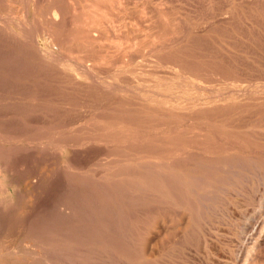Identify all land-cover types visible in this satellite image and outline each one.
Wrapping results in <instances>:
<instances>
[{
    "label": "rangeland",
    "instance_id": "374dc122",
    "mask_svg": "<svg viewBox=\"0 0 264 264\" xmlns=\"http://www.w3.org/2000/svg\"><path fill=\"white\" fill-rule=\"evenodd\" d=\"M150 25L153 26L150 28ZM149 43L155 47H148ZM151 49L155 50L152 52ZM122 117L124 120H121ZM102 128L107 129L104 131ZM179 131L182 133L179 134ZM104 132L106 135L102 136ZM110 133L115 136L109 138ZM137 139L138 143L141 139L140 145ZM165 152L177 154L169 159L173 172L170 179L174 180H171V186L175 187V191L171 190L168 205L159 202L157 197L160 196L159 162H165L158 158ZM218 158L225 161L222 163L223 160L219 161ZM225 162L228 165L224 166ZM263 166L264 0H0V199L11 203L7 209V222L0 230V264H54L56 257L60 256L58 252L63 256L65 250V257L60 256L57 263L82 264L87 259L90 264V257L94 258L91 252L96 248L98 250L93 253L98 254V258L103 257L98 259L95 256L94 259L100 261L108 257L109 261L106 260L111 264H264V243L252 246V240L257 238L264 224ZM201 168L206 169L209 175L199 170ZM116 171L118 178L113 174ZM196 177L200 178L198 181L203 177L205 180L192 183L196 182ZM212 179L217 181L211 182ZM144 181L154 191L148 185H143ZM188 181L192 183L189 182L190 189H187ZM204 181L210 186H205ZM91 182H95L96 187ZM141 182L142 185L139 184ZM115 183L117 187L122 185L120 189L124 188L122 192L126 194H117L120 189L113 186ZM200 183L203 185L199 186ZM110 184L114 188H110ZM195 185L199 188L196 189ZM141 186H145L144 190H140ZM145 189L155 195L152 196ZM193 189L196 195L191 194L194 193ZM142 191L144 195L140 194L139 197L138 192ZM145 192L150 200L143 198L147 195ZM174 197L182 201L176 202ZM120 200L122 203H117ZM99 202L103 205H99ZM143 202L153 211L146 208ZM170 202L174 205L172 209ZM143 206L145 212L142 211ZM117 208H120L119 211ZM98 210L104 216L96 213ZM93 213L101 216V220H106L110 213H114L115 218L110 215L112 218H108L109 222L103 220L100 223L99 217ZM163 214L167 217L160 221ZM89 216H94L93 220ZM111 221H116V225ZM160 223L166 229V233L162 232L161 235L158 229ZM110 224L114 225V231ZM72 227L75 231L79 228V233L73 231ZM94 227H98V232ZM27 228L42 232L46 230L47 238L53 240L55 237L54 245L46 238L43 245L40 241L38 244V239H29L26 237L29 232ZM87 231H90L89 235ZM60 232L66 238L60 237ZM49 233L54 235L53 238ZM97 233H105L108 238L102 236L110 245ZM93 234L99 240L93 239ZM155 235H159L158 239L154 238ZM76 236L82 239L80 242L84 247ZM91 236L99 246L91 244ZM84 237L86 241H83ZM147 238L153 241V244L149 242V247ZM102 240L106 247L101 246ZM114 241L117 243L112 247ZM47 244H50L49 247ZM56 244L63 245V250L61 247L58 249ZM51 245L55 246L54 249L50 248ZM73 248H80L76 250L78 254L75 250L73 252ZM106 248L112 253L107 252ZM83 249L92 251L89 254V250L86 252ZM27 250L30 256L34 255L29 262L23 257ZM96 251L102 252V255L99 252L96 254ZM104 251L110 257L104 256ZM86 253L89 258L83 255ZM45 256L49 262L44 259ZM49 258L55 260L50 263ZM97 260L90 262L96 264ZM86 261L83 264H87Z\"/></svg>",
    "mask_w": 264,
    "mask_h": 264
},
{
    "label": "bare ground",
    "instance_id": "6f19581e",
    "mask_svg": "<svg viewBox=\"0 0 264 264\" xmlns=\"http://www.w3.org/2000/svg\"><path fill=\"white\" fill-rule=\"evenodd\" d=\"M123 2H124V1H123ZM93 4H94V3H93ZM67 5H68V4H67ZM27 6H28V5H27ZM84 6H85V5H84ZM84 6H83V7H84ZM56 7H57V6H56ZM61 7H62V6H61ZM108 7H109V6H108ZM113 7H114V6H113ZM47 8H48V7H47ZM80 10H81V9H80ZM103 10H104V9H103ZM154 10H155V9H154ZM53 11H54V10H53ZM76 11H77V10H76ZM101 11H102V10H101ZM145 11H146V10H145ZM56 12H57V11H56ZM80 12H81V11H80ZM139 12H140V11H139ZM147 12H148V14H149V11H147ZM152 12H153V11H152ZM159 12H160V11H159ZM163 12H164V11H163ZM53 14H54V13H53ZM165 14H166V13H165ZM165 14H164V15H165ZM140 15H141V14H140ZM150 15H151V14H150ZM152 15H153V14H152ZM160 15H161V14H160ZM162 15H163V13H162ZM51 16H52V15H51ZM76 16H77V15H76ZM146 16H147V15H146ZM154 16H156V15H154ZM154 16H153V17H154ZM52 17H53V16H52ZM52 17H51V19L53 20ZM54 17H55V18H54V20H55V19H56V15H55ZM74 17H75V16H74ZM78 17H79V16H78ZM142 17H143V16H142ZM150 17H151V16H150ZM96 18H97V15H96ZM102 18H103V17H102ZM141 19H142V18H141ZM155 19H156V17H155ZM118 20H119V19H118ZM144 20H145V19H144ZM114 21H115V20H114ZM152 21H153V20H152ZM157 21H158V20H157ZM223 21H224V19H223ZM54 22H55V21H54ZM56 22H57V21H56ZM101 22H102V21H101ZM148 22H149V21H148ZM224 22H225V21H224ZM105 23H106V22H105ZM121 23H122V22H121ZM121 23H120V24H121ZM252 23H253V22H252ZM107 24H108V23H107ZM128 24H129V23H128ZM145 24H146V22H145ZM160 24H161V23H160ZM245 24H246V22H245ZM51 25H52V24H51ZM102 25H103V24H102ZM110 25H111V24H110ZM148 25H149V24H148ZM246 25H247V24H246ZM248 25H249V24H248ZM24 26H25V25H24ZM62 26H63V25H62ZM68 26H69V25H68ZM71 26H72V25H71ZM142 26H143V25H142ZM152 26H153V25H152ZM152 26L150 25V28H151ZM100 27H101V26H100ZM118 27H119V26H118ZM147 27H148V26H147ZM27 28H28V27H27ZM143 28H144V27H143ZM148 28H149V27H148ZM36 30H37V29H36ZM109 30H110V29H109ZM147 30H149V29H147ZM78 31H79V30H78ZM112 32H113V31H112ZM133 32H134V31H133ZM31 33H32V32H31ZM72 33H73V32H72ZM92 33H93V32H92ZM109 34H110V33H109ZM91 35H92V34H91ZM120 35H121V34H120ZM97 36H98V35H97ZM108 36H109V35H108ZM99 37H100V36H99ZM113 37H114V36H113ZM133 37H134V36H133ZM143 37H144V36H143ZM102 38H103V37H102ZM109 38H110V37H109ZM179 40H180V39H179ZM181 40H182V39H181ZM184 40H185V39H184ZM129 41H130V40H129ZM129 41H128V42H129ZM123 42H124V41H123ZM125 42H126V41H125ZM153 42H154V41H153ZM177 42H178V41H177ZM190 43H192V42H190ZM152 44H153V43H152ZM152 44H151V45H152ZM21 45H22V44H21ZM24 45H25V44H24ZM151 45H150V43H149V46H148V47H150ZM154 45H155V44H154ZM157 45H158V44H157ZM158 46H159V45H158ZM160 46H161V45H160ZM169 46H171V45H169ZM174 46H176V45H174ZM192 46H193V45H192ZM131 47H132V46H131ZM151 47L154 48L155 46H151ZM151 47H150V48H151ZM167 47H168V46H167ZM181 47H182V46H181ZM103 48H104V47H103ZM119 48H120V47H119ZM119 48H118V50H119ZM129 48H130V47H129ZM158 48H159V47H158ZM158 48L156 47V49H158ZM183 48H184V46H183ZM120 49H121V48H120ZM122 49H123V48H122ZM178 49H179V48H178ZM191 49H193V47H192ZM127 50H128V49H127ZM131 50H132V49H131ZM147 50H148V49H147ZM151 50H152V49H151ZM154 50H155V49H154ZM154 50H152V52H153ZM159 50H160V49H159ZM187 50H188V49H187ZM187 50H186V51H187ZM29 51H30V50H29ZM79 51H80V50H79ZM119 51H120V50H119ZM132 51H133V50H132ZM169 51H170V50H169ZM169 51H168V52H169ZM190 51H191V50H190ZM190 51H188V52H190ZM96 52H97V51H96ZM148 52H149V51H148ZM168 52H167V54H168ZM126 53H127V52H126ZM131 53H132V52H131ZM145 53H147V52H145ZM162 53H164V52H162ZM182 53H184V52H182ZM190 53H191V52H190ZM190 53H189V54H190ZM114 54H115V53H114ZM114 54H113V55H114ZM160 54H161V53H160ZM170 54H171V53H170ZM175 54H176V53H175ZM191 54H192V53H191ZM121 55H122V54H121ZM133 55H134V54H133ZM141 55H142V54H141ZM141 55H140V56H141ZM146 55H147V54H146ZM148 55H149V54H148ZM164 55H165V54H164ZM176 55H177V54H176ZM178 55H179V54H178ZM184 55H186V54H184ZM144 56H145V55H144ZM92 57H93V56H92ZM142 57H143V56H142ZM146 57H147V56H146ZM154 57H155V56H154ZM154 57H153V58H154ZM158 57H159V56H158ZM173 57H174V56H173ZM176 57H177V56H176ZM139 58H140V57H139ZM163 58H164V56H163ZM168 58H169V55H168ZM24 59H25V58H24ZM42 59H43V58H42ZM170 59H171V58H170ZM174 59H175V58H174ZM179 59H180V58H179ZM181 59H182V58H181ZM99 60H100V59H99ZM123 60H124V59H123ZM125 60H126V59H125ZM156 60L158 61V58H156ZM159 60H161V59H159ZM164 60H165V58H164ZM184 60H185V59H184ZM31 61H32V60H31ZM131 61H133V60H131ZM142 61H143V60H142ZM144 61H145V60H144ZM144 61H143V62H144ZM147 61H148V59H147ZM154 61H155V60H154ZM154 61H153V63H154ZM162 61H163V60H162ZM168 61H171V60L168 59ZM168 61H167V62H168ZM173 61H174V60H173ZM176 61H177V60H176ZM176 61H175V62H176ZM86 62H87V61H86ZM140 62H141V61H140ZM167 62H166V63H167ZM171 62H172V61H171ZM181 62H182V61H181ZM73 63H74V62H73ZM134 63H135V62H134ZM158 63H159V62H158ZM162 63H163V62H162ZM169 63H170V62H169ZM176 63H177V62H176ZM176 63H175V64H176ZM179 63H180V62H179ZM131 64H132V63H131ZM136 64H137V63H136ZM141 64H142V62H141ZM148 64H149V63H148ZM151 64H152V63H151ZM156 64H157V62H156ZM185 64H186V63H185ZM145 65H146V64H145ZM160 65H161V64H160ZM163 65H164V63H163ZM173 65H174V63H173ZM181 65H182V64H181ZM166 66H167V64H166ZM170 66H171V65H170ZM186 66L188 67V65H186ZM189 66H191V65H189ZM128 67H129V66H128ZM142 67H143V66H142ZM177 67H178V65H177ZM180 67H181V66H180ZM19 68H20V67H19ZM117 68H118V67H117ZM135 68H136V67H135ZM174 68H176V67H174ZM182 68L184 69V67H182ZM191 68H192V67H189L188 69H191ZM155 69H156V68H155ZM158 69H159V68H158ZM170 69H171V68H170ZM177 69H178V68H177ZM186 69H187V68H186ZM188 69H187V70H188ZM123 70H124V69H123ZM134 70H135V69H134ZM160 70H161V69H160ZM168 70H169V69H168ZM178 70H179V69H178ZM205 70H206V69H204V71H205ZM4 71H5V70H4ZM49 71H50V70H49ZM139 71H140V70H139ZM146 71H147V66H146ZM153 71H154V70H153ZM157 71H158V70H157ZM184 71H185V70H184ZM184 71H183V72H184ZM188 71H189V70H188ZM141 72H142V71H141ZM151 72H152V71H151ZM166 72H167V71H166ZM190 72H191V71H190ZM212 72L214 73V69H213ZM216 72H217V71H216ZM123 73H124V72H123ZM168 73H172V72L169 71ZM179 73H180V72H179ZM194 73H195V72H194ZM194 73H193V74H194ZM142 74H143V73H142ZM151 74H152V73H151ZM155 74H156V73H155ZM185 74H186V72H185ZM195 74H196V73H195ZM222 74H223V73H222ZM224 74H225V73H224ZM137 75H138V74H137ZM140 75H141V74H140ZM188 75L190 76V74H188ZM214 75H216V74H214ZM185 76L187 77V75H185ZM185 76H184V78H185ZM196 76H197V75H196ZM223 76H224V75H223ZM190 77L192 78L193 75L190 76ZM93 78H95V77H93ZM124 78H125V77H124ZM126 78H127V76H126ZM147 78H148V77H147ZM179 78H180V77H179ZM181 78H183V77H181ZM98 79H99V78H98ZM132 79H133V78H132ZM144 79L146 80V78H144ZM215 79H216V78H215ZM215 79H214V80H215ZM173 80H174V78H173ZM177 80H178V79H177ZM207 80H208V79H207ZM238 80H239V79H238ZM119 81H120V79H119ZM119 81H118V82H119ZM128 81H129V80H128ZM169 81H170V80H169ZM210 81H211V80H210ZM241 81H242V80H241ZM134 82H135V81H134ZM164 82H165V81H164ZM205 82H206V81H205ZM239 82H240V80H239ZM242 82H243V81H242ZM123 83H124V82H123ZM130 83H131V82H130ZM132 83H133V82H132ZM136 83H139V82L137 81ZM154 83H155V82H154ZM121 84H122V83H121ZM180 84H181V82H180ZM241 84H242V83H241ZM134 85H135V84H134ZM184 85H185V84H184ZM194 85H195V84H194ZM196 85H197V84H196ZM205 85H206V84H205ZM129 86H131V85H129ZM181 86H182V85H181ZM210 86H211V85H210ZM219 86H220V84H219ZM230 87H231V86H230ZM107 89H108V88H107ZM156 90H157V89H155V91H156ZM151 91H152V90H151ZM173 91H174V90H173ZM227 91H228V90H227ZM152 92H153V91H152ZM152 92H151V93H152ZM216 92H217V90H216ZM247 92L249 93V91H247ZM247 92H246V93H247ZM4 93H5V92H4ZM210 93H211V92H210ZM217 93H219V92H217ZM153 94H154V93H153ZM4 95H5V94H4ZM213 95H215V94H213ZM247 95H248V94H247ZM216 96H218V95H216ZM248 98H249V97H248ZM250 98H251V97H250ZM120 99H121V98H120ZM145 100H146V99H145ZM117 101H118V100H117ZM225 101H226V100H225ZM251 101H252V98H251ZM1 102H2V101H1ZM121 102H122V101H121ZM121 102H118V104H119V103L121 104ZM122 103H123V102H122ZM222 103H223V102H222ZM115 104H116V102H115ZM116 105H117V104H116ZM122 105H123V104H122ZM127 105H128V104H127ZM141 105H142V104H141ZM143 105H144V104H143ZM118 106H119V105H118ZM221 106H222V105H221ZM123 107H125V106H123ZM128 107H129V106H128ZM133 107H134V106H133ZM226 107H227V104H226ZM121 108H122V107H121ZM129 108H130V107H129ZM131 108H132V107H131ZM155 108H156V107H155ZM117 109H118V108H117ZM134 109H135V108H134ZM137 109H138V108H137ZM121 110H122V109H121ZM124 110H126V108H125ZM131 110H132V109H131ZM164 110H165V109H164ZM122 111H123V110H122ZM126 111H127V110H126ZM139 111H140V109H139ZM169 111H170V110H169ZM116 112H118V111H116ZM127 112H128V111H127ZM129 112H131V111H129ZM133 112H134V111H133ZM140 112H141V111H140ZM144 112H145V111H144ZM120 113H122V112H120ZM125 113H126V112H125ZM135 113H136V112H135ZM141 113H142V112H141ZM148 113H149V112H148ZM159 113H160V112H159ZM122 114H123V113H122ZM169 114H170V113H169ZM133 115H134V114H133ZM137 115H138V114H137ZM140 115H141V114H140ZM140 115H139V116H140ZM161 115H162V114H161ZM163 115H164V112H163ZM114 116H115V115H114ZM120 116H121V115H120ZM120 116H119V117H120ZM135 116H136V114H135ZM141 116H142V115H141ZM143 116H144V115H143ZM145 116H146V115H145ZM150 116H151V115H150ZM126 117H127V116H126ZM127 118H128V117H127ZM127 118H126V120H127ZM132 118H133V117H132ZM137 118H139V117H137ZM137 118H136V119H137ZM142 118H143V117H142ZM142 118H141V119H142ZM136 119H135V120H136ZM32 120H33V119H32ZM121 120H124L123 117H122ZM133 120H134V119H132V121H133ZM137 120H138V119H137ZM111 122H112V121H111ZM115 122H116V120H115ZM127 122H130V120L127 121ZM33 123H34V122H33ZM112 124H113V123H112ZM116 124H117V123H116ZM120 124H121V123H120ZM113 125H114V124H113ZM113 125H112V126H113ZM105 126H106V125H105ZM112 126H110V127H112ZM118 126H119V124H118ZM39 127H40V126H39ZM114 127H115V126H114ZM107 128H108V127H107ZM107 128H106V129H107ZM102 129H104V128H102ZM102 129H101V130H102ZM106 129H104V131H105ZM102 131H103V130H102ZM108 131H109V130H108ZM172 131H174V130H172ZM192 131H193V130H192ZM98 132H99V131H98ZM179 132H180V133H179ZM179 132H177V134H178V133H179V134L182 133L181 131H179ZM94 133L96 134V132H94ZM102 133H103V132H102ZM104 133H105V132H104ZM170 133H171V132H170ZM183 133H184V132H183ZM4 134H5V133H4ZM108 134H109V132H108ZM110 134H111V135H108L109 138H110V136H112V133H110ZM179 134H178V135H179ZM5 135H6V134H5ZM9 135H10V134H9ZM44 135H46V134H44ZM103 135H106V133H105V134H102V136H103ZM174 135H175V134H174ZM187 135H188V133H187ZM100 136H101V134H100ZM102 136H101V137H102ZM113 136H115V135H113ZM113 136H112V137H113ZM184 136H185V135H184ZM203 136H204V135H203ZM2 137H3V136H2ZM10 137H11V136H10ZM39 137H40V136H39ZM174 137H175V136H174ZM185 137H186V136H185ZM11 138H12V137H11ZM104 138H105V136H104ZM109 138H108V139H109ZM169 138H170V137H169ZM176 138H179V136H178V137L176 136ZM189 138H190V137H189ZM192 138H193V136H192ZM62 139H63V138H62ZM98 139H99V138H98ZM157 139H158V138H157ZM157 139H156V140H157ZM161 139H162V137H161ZM161 139H160V140H161ZM170 139H172V138H170ZM173 139H174V138H173ZM181 139H182V138H181ZM257 139H258V138H257ZM63 140H64V139H63ZM89 140H90V139H89ZM92 140H93V138H92ZM100 140H101V139H100ZM140 140H141V139H140ZM140 140H139V143H142ZM186 140H187V139H186ZM203 140H204V139H203ZM203 140H202V141H203ZM94 141H96V140L94 139ZM136 141H137V143H138V139H137ZM136 141H135V142H136ZM166 141H167V139L165 140V142H166ZM183 141H184V140H183ZM187 141H188V140H187ZM100 142H101V141H100ZM105 142H106V141H105ZM152 142H153V141H152ZM152 142H151V143H152ZM160 142H162V141H160ZM139 143H138V144H139ZM143 143H144V142H143ZM154 143H155V140H154ZM162 143H163V142H162ZM191 143H192V141H191ZM158 144H159V143H158ZM158 144H157V145H158ZM165 144H166V143H165ZM203 144H204V143H203ZM139 145H140V144H139ZM139 145H138V146H139ZM145 145H146V144H145ZM151 145H152V144H151ZM154 145H156V144H154ZM208 145H209V144H208ZM136 146H137V145H136ZM148 146H149V144H148ZM148 146H146V147H148ZM149 147H151V146H149ZM149 147H148V148H149ZM152 147H153V146H152ZM152 147H151V148H152ZM156 147H157V146H156ZM164 147H165V146H164ZM195 147H196V146H195ZM204 147H205V145H204ZM204 147L201 146V148H204ZM144 148H145V147H144ZM148 148H147V149H148ZM158 148H159V147H158ZM197 148H198V151H199V147H197ZM206 148H207V147H206ZM75 149H76V148H75ZM75 149H74V150H75ZM140 149H141V148H140ZM145 149H146V148H145ZM161 149H162V147H161ZM163 149H164V151H165V148H163ZM207 149H208V148H207ZM142 150H143V149H142ZM153 150H155L154 147H153ZM260 150H261V149H260ZM5 151H6V150H5ZM147 151H148V150H147ZM150 151H151V149H150ZM167 151H168V150H167ZM181 151H182V150H181ZM200 151H201V150H200ZM203 151H204V150H202V152H203ZM205 151H208V150H205ZM13 152H14V151H13ZM77 152H78V151H76V153H77ZM144 152H146V150H145ZM153 152H154V151H153ZM205 153H206V152H205ZM200 154H201V152L199 153V155H200ZM207 154H208V152H207ZM107 155H108V154H107ZM203 155H204V157H205V154H203ZM108 156H110V155H108ZM171 156L175 157V156H177V154H173V153H171V152H169V153L165 152L163 156H161V157L158 158V160H160V159H164L165 162H162V163L159 162L160 171H158V172H159V175H160V178H159V192H160V196H157V195H156V196L159 197V202L166 203V205H168L167 203H168V201H169V198L171 197V193H172L171 190L173 191V190H174L173 188H175V187L172 188V186H171V180H173V179H170V176H171V178H173V177H172V176H173V172H172V170H171V165H172V164L170 163V160H169V159L171 158ZM197 156H198V154H197ZM200 156H202V155H200ZM200 156H199V158H200ZM213 156H214V155H212L210 159H212ZM262 156H263V155H262ZM204 157H203V159H204ZM206 157H208V156H206ZM209 157H210V156H209ZM209 157H208V158H209ZM137 158H139V157H137ZM201 158H202V157H201ZM215 158H217V157H215ZM228 158H229V157H228ZM261 158H262V157H261ZM220 159H221V158H220ZM220 159L218 158L219 161H220ZM258 159H260V158H258ZM105 160H106V159H105ZM107 160H108V159H107ZM135 160H136V159H135ZM201 160H202V159H201ZM207 160H208V159H207ZM214 160H215V159H214ZM214 160H213V161H214ZM218 160H217V163L219 162ZM221 160H223V161H221L222 163L225 161V159H221ZM255 160H256V159H255ZM14 161H15V160H14ZM136 161H137V160H136ZM202 161H203V160H202ZM204 161L206 162V160H204ZM208 161H209V160H208ZM209 162H212V160H210ZM209 162H208V163H209ZM258 162H259V161H257V163H258ZM260 162H261V160H260ZM260 162H259V164H260ZM155 163H156V162H155ZM206 163H207V162H206ZM104 164H106V161H105ZM153 164H154V163H153ZM198 164H199V163H198ZM200 164H201V163H200ZM200 164H199V165H200ZM213 164H214V162H213ZM213 164H212V165H213ZM261 164H262V162H261ZM102 165H103V164H102ZM109 165H110V164H109ZM157 165H158V162H157ZM157 165H156L155 167H157ZM199 165H198V166H199ZM208 165H209V164H208ZM221 165H223V164H221ZM225 165H228V164H226V162H225V163H224V166H225ZM254 165H255V164H254ZM2 166H3V164H2ZM203 166H205V165H203ZM215 166H216V165H215ZM215 166H213V167H215ZM219 166H220V165H219ZM219 166H218V168L220 169ZM106 167H108V166H106ZM201 167H202V166H201ZM206 167H208V166H206ZM226 167H227V166H226ZM256 167H257V166H256ZM261 167H262V165H261ZM263 167H264V166H263ZM109 168H110V166H109ZM215 168H216V167H215ZM105 169H106V168H105ZM151 169H152V168H151ZM154 169H155V168H154ZM216 169H217V168H216ZM221 169H222V168H221ZM106 170H108V172H109V169H106ZM106 170H104V171H106ZM199 170H204V171H206V169H203V168H201V169H199ZM222 170H223V169H222ZM222 170H221V171H222ZM224 170H225V169H224ZM11 171H12V170H11ZM110 171H111V170H110ZM149 171H150V169H149ZM149 171H147V172H149ZM153 171H154V170H153ZM153 171H152V172H153ZM183 171H184V170H183ZM185 171H186V170H185ZM204 171H202V173H203ZM208 171H209V170H208ZM215 171H217V170H215ZM215 171H214V172H215ZM218 171L220 172V170H218ZM5 172H6V171H5ZM111 172H112V171H111ZM145 172H146V171H145ZM152 172H151V173H152ZM187 172H190V171L188 170ZM192 172H193V171H192ZM206 172H207V171H206ZM206 172H204V174H205V175H209V173L207 172V173H208V174H207ZM209 172H210V171H209ZM7 173H8V171H7ZM126 173H127V171H126ZM131 173H132V172H131ZM135 173H136V172H135ZM149 173H150V172H149ZM149 173H148V174H149ZM183 173H184V172H183ZM216 173H217V172H216ZM216 173H214V174H216ZM105 174H106V173H104V175H105ZM109 174H110V173H109ZM113 174L116 175V174H118V173H117V171H116V173L113 172ZM132 174H133V173H132ZM138 174H139V173H138ZM152 174H153V173H152ZM157 174H158V173H157ZM184 174H185V173H184ZM186 174H187V173H186ZM211 174H212V172H211ZM9 175H10V174H9ZM107 175H108V174H107ZM110 175H111V174H110ZM110 175H109V176H110ZM115 175H112V176L114 177ZM119 175H120V174H119ZM126 175H127V174H126ZM126 175H125V177H126ZM128 175L131 176V174H128ZM139 175H140V174H139ZM154 175H155V173H154ZM159 175H158V177H159ZM177 175H179V174H177ZM195 175H196V174H195ZM91 176H92V175H91ZM117 176H118V175H116L115 177H117ZM134 176H135V174H134ZM186 176H187V175H186ZM198 176H199V175H198ZM201 176H202V175H201ZM79 177H80V176H79ZM106 177H108V176H106ZM125 177H124V178H125ZM127 177H128V176H127ZM132 177H133V176H132ZM138 177H139V176H138ZM138 177H137V179H138ZM151 177L154 178L153 175H152ZM158 177H156V178H158ZM205 177H206V176H205ZM205 177H203L204 179H201V180H205ZM34 178H35V177H34ZM74 178H75V177H74ZM80 178H81V177H80ZM80 178H79V179H80ZM85 178H86V177H85ZM117 178H118V177H117ZM153 178H152V179H153ZM181 178H183V176H182ZM196 178H197V177H196ZM198 178H199V177H198ZM198 178L195 180L196 182H193V181H192V180L194 179V177L191 178V179H192V180H191L192 183H195V184H196L197 181H198ZM212 178H213V177H212ZM56 179H57V178H56ZM98 179L101 180V178H98ZM103 179H104V178H103ZM106 179H107V178H106ZM113 179H114V178H113ZM126 179H127V178H126ZM139 179H140V178H139ZM145 179H146V178H145ZM199 179H200V178H199ZM213 179H214V178H213ZM213 179H212L211 182H214V181H215V180L213 181ZM215 179H217V178H215ZM64 180H65V179H64ZM80 180H81V179H80ZM80 180H79V183L81 184V182L84 181V180H83V178H82V181H80ZM117 180H118V179H117ZM153 180H154V179H153ZM181 180H182V179H180V181H181ZM188 180H189V179H188ZM201 180H199L198 182H201ZM224 180H225V179H224ZM224 180H223V181H224ZM226 180L228 181V179H226ZM229 180H230V179H229ZM71 181H72V180H71ZM119 181H121V180H119ZM119 181H118V182H119ZM139 181H140V180H139ZM145 181H146V180H145ZM145 181H144V182H145ZM148 181H149V180H148ZM148 181H147V183H148ZM154 181H155V180H154ZM173 181H174V180H173ZM191 181H188V182H187V183H188V187H189V188H187V189H190V186H189V185H190ZM206 181H207V180H206ZM216 181H217V180H216ZM216 181H215V182H216ZM220 181H221V180H220ZM220 181H219V182H220ZM223 181L220 182V183L223 184V183L225 182V181H224V182H223ZM231 181H232V180H231ZM36 182H38V181H36ZM62 182H63V181H62ZM97 182H98V181H97ZM105 182H106V180H105ZM109 182H110V180H109ZM109 182H107V183H109ZM115 182H116V181H115ZM118 182H116V183H118ZM128 182H129V180H128ZM128 182H127V184H129ZM144 182H143V185L146 184V182H145V183H144ZM156 182H157V181H156ZM175 182H177V181H175ZM178 182H179V181H178ZM189 182H190V183H189ZM204 182H205V181H204ZM219 182H217V184H219ZM17 183H18V181H17ZM76 183H78V182H76ZM91 183H92V182H91ZM99 183H100V182H99ZM116 183H115L113 186H116L117 189H118V187H119V189H120V187L122 188V185H118V187H117ZM136 183H137V182H136ZM150 183H151V182H150ZM154 183H155V182H154ZM173 183H174V182H173ZM181 183H182V182H181ZM181 183H179V184H181ZM192 183H191V184H192ZM205 183H206V182H205ZM205 183H204V184H205ZM225 183H226V182H225ZM36 184H37V183H36ZM80 184H79V186H80ZM82 184L84 185V183H82ZM89 184H90V183H89ZM92 184H93V183H92ZM94 184H96V183L94 182ZM94 184H93V187H94V186L96 187V185H94ZM103 184L106 185L105 183H103ZM103 184L101 183V185H103ZM111 184H113V183L111 182ZM111 184H110V188L113 187V186H111ZM118 184H120V183H118ZM133 184L135 185V183H133ZM139 184L142 185V182L139 183ZM148 184H149V183H148ZM148 184H146V185H148ZM151 184L154 185L153 183H151ZM175 184H176V183H175ZM232 184H233V183H232ZM39 185H40V184H39ZM77 185H78V184H77ZM99 185H100V184H99ZM104 185H103V186H104ZM108 185H109V184H108ZM131 185H132V184H131ZM146 185H145V186H146ZM149 185H150V184H149ZM149 185H148V187H150ZM172 185H173V184H172ZM177 185H178V183H177ZM193 185H194V184H193ZM197 185H199V184H197ZM201 185H203V184L200 183L199 186H201ZM211 185H212V183H211ZM225 185H226V184H225ZM227 185H228V184H227ZM233 185H235V184H233ZM15 186H16V185H15ZM123 186H124V185H123ZM129 186H130V185H129ZM139 186H140V185H139ZM139 186H138V188H139ZM145 186H143V187L145 188ZM155 186H156V185H155ZM155 186H153V187L155 188ZM173 186H175V185H173ZM195 186H196V185H195ZM205 186L209 187V186H210V183H209V185L206 183ZM77 187H78V186H77ZM84 187H86V186H84ZM134 187H135V189L137 188V186H134ZM141 187H142V186H141ZM141 187H140V190L143 189V187H142V188H141ZM217 187H218V186H217ZM220 187H221V186H220ZM234 187H235V186H234ZM91 188H92V187H91ZM106 188L109 189L108 187H106ZM113 188H114V187H113ZM146 188H147V187H146ZM150 188L152 189V187H150ZM156 188L158 189V187H156ZM192 188H194V186H192ZM197 188H199V187L196 186V189H197ZM211 188H212V187H211ZM78 189H79V188H78ZM81 189H82V188H81ZM84 189H85V188H84ZM86 189H87L88 191L90 190L89 188H86ZM107 189H106V190H107ZM119 189H118V190H119ZM125 189H126V187H125ZM132 189H133V191H134V188H133V187H132ZM157 189L155 190V192H157ZM208 189H209V188H208ZM212 189H214V188H212ZM224 189H225V188H224ZM230 189H231V188H230ZM102 190H103V188H102ZM106 190H105V193H106ZM109 190H110V189H109ZM113 190H114V189H113ZM118 190H117V191H118ZM143 190H144V189H143ZM145 190H146V189H145ZM147 190H148V189H147ZM147 190H146V192L149 191V190H148V191H147ZM152 190H153V189H152ZM201 190H202V189H201ZM232 190H233V189H232ZM90 191H91V190H90ZM94 191H95V190H94ZM122 191H124V188H123V190L120 189V191L117 192V194H118V193H121ZM131 191H132V190H131ZM153 191H154V190H153ZM174 191H175V190H174ZM193 191H194V193H191V194H195V195H196L194 189H193ZM193 191H191V192H193ZM222 191H223V189H222ZM81 192H82V191H81ZM91 192H92V191H91ZM91 192H90V193H91ZM97 192H98V190H97ZM97 192H95V194H96ZM101 192H102V191H101ZM101 192H100V193H101ZM126 192H127V191H126ZM146 192H145V193H146ZM180 192H182V191H180ZM189 192H190V191H189ZM202 192H203V190H202ZM208 192H209V191H208ZM208 192H207V193H208ZM60 193H61V192H60ZM76 193H77V192H76ZM85 193H87V192H85ZM88 193H89V192H88ZM92 193H93V192H92ZM105 193H104V194H105ZM108 193H109V192H108ZM113 193H114V192H113ZM113 193H111V194H113ZM122 193H124V192H122ZM142 193H143V194H142ZM142 193H139V192H138V194H139L138 196L140 197V194L143 196V195H144V191H142ZM149 193H150V194L152 193V194H153V195L151 194L152 196L155 195L153 192H150V191H149ZM157 193H158V192H157ZM176 193H177V191H176ZM205 193H206V192H205ZM209 193H210V192H209ZM17 194H18V193H17ZM93 194H94V193H93ZM101 194H103V193H101ZM104 194H103V195H104ZM106 194H107V193H106ZM124 194H126V193H124ZM124 194H123V195H124ZM133 194L135 195V193H133ZM133 194H132V195H133ZM146 194H147V193H146ZM181 194H182V193H181ZM184 194H185V193H184ZM184 194H183V195H184ZM55 195H56V194H55ZM73 195H74V194H73ZM78 195H79V194H78ZM84 195H85V194H84ZM88 195H90V194H88ZM113 195H114V194H113ZM121 195H122V194H121ZM127 195H128V193H127ZM198 195H199V194H198ZM200 195H201L200 197H202V194H200ZM43 196H44V195H43ZM85 196H86V195H85ZM105 196H106V195H105ZM147 196H148V194H147L145 197H143V198H148V200H150L149 197H147ZM82 197H83V196H82ZM91 197H92V196H91ZM99 197H100V196H99ZM99 197H98V199H99ZM120 197H121V196H120ZM125 197L127 198L126 195H125ZM210 197H211V196H210ZM88 198H89V197H88ZM93 198H94V197H93ZM117 198H118V197H117ZM123 198H124V197L122 196V199H123ZM176 198H177V197H174V199H175L176 202H180V201H182V200H178V199H177V200H178V201H177ZM187 198H188V197H187ZM208 198H209V197H208ZM211 198H212V197H211ZM34 199H35V198H34ZM80 199H81V198H80ZM91 199H92V198H91ZM95 199L97 200V198H95ZM118 199H119V198H118ZM118 199H117V201H118ZM189 199H190V198H189ZM202 199H203V197H202ZM209 199H210V198H209ZM41 200H42V199H41ZM69 200H70V199H69ZM74 200H75V199H74ZM76 200H77V199H76ZM101 200H102V199H101ZM124 200L126 201V199H124ZM140 200H141V198H140ZM146 200H147V199H146ZM146 200H145V201H146ZM157 200H158V198H157ZM157 200H156V203H158ZM190 200H191V199H190ZM195 200H196V198H195ZM46 201H47V200H46ZM99 201H100V200H99ZM141 201H142V200H141ZM183 201H184V200H183ZM197 201H198V198H197ZM49 202H50V201H49ZM76 202H77V201H76ZM101 202H102V201H101ZM104 202H105V201H104ZM107 202H109V201H107ZM107 202H105V203H107ZM113 202H114V201H111V203H113ZM115 202H116V201H115ZM120 202L122 203L121 200H120L119 202H117V203L120 204ZM149 202H150V201H149ZM151 202H152V201H151ZM153 202H154V201H153ZM190 202H191V201H190ZM192 202H194V201H192ZM192 202H191V203H192ZM39 203H41V202L39 201ZM39 203H37V204H39ZM78 203H79V202H78ZM94 203H95V202H94ZM102 203H103V202H102ZM102 203L99 202V205H101ZM109 203H110V202H109ZM143 203H144V202H143ZM170 203H171V202H170ZM170 203H169V205H170ZM182 203H184V202H182ZM206 203H207V202H206ZM10 204H11V203L7 202L5 199H3V198L0 199V230H1V228H2L3 223L7 222V221H6V218L8 219V217H6V216L8 215V213H7L8 211H7V209L9 208L8 206H10ZM53 204H54V203H53ZM127 204H128V203H127ZM131 204H132V202H131ZM147 204H149V203H147ZM152 204H153V203H152ZM158 204H160V203H158ZM171 204H172V205H171V209H172V206H174V205H173V203H171ZM180 204H181V203H180ZM42 205H44V204H42ZM54 205H55V204H54ZM77 205H78V204H77ZM85 205H86V204H85ZM102 205H103V204H102ZM105 205H107V204H105ZM136 205H137V204H136ZM144 205H145V203H144ZM150 205H151V203H150ZM161 205L163 206V204H161ZM192 205H193V204H192ZM192 205H191V206H192ZM195 205H196V203H195ZM207 205H208V204H207ZM45 206H46V205H45ZM57 206H58V205H57ZM60 206H61V205H60ZM87 206H88V205H86V207H87ZM107 206H108V205H107ZM115 206H116V205L114 204V207H115ZM122 206L125 207L124 205H122ZM139 206H140V205H139ZM139 206H138V207H139ZM152 206H153V205H152ZM154 206H155V204H154ZM156 206H158V205H156ZM156 206H155V207H156ZM196 206H197V205H196ZM199 206H200V204H199ZM201 206H202V205H201ZM38 207H39V206H38ZM89 207H90V206H89ZM114 207L112 206V209H114ZM143 207H144V206H143ZM145 207H146V205H145ZM145 207L142 209V211H144ZM147 207L149 208V210H151V207H150V206L147 205ZM147 207H146V208H147ZM159 207L161 208V206H159ZM183 207H185V204H183ZM193 207H194V206H193ZM202 207H203V206H202ZM36 208H37V206H36ZM36 208H35V209H36ZM77 208H79V206H78ZM94 208H95V206H94ZM96 208H98V207H96ZM99 208H100V206H99ZM115 208H116V207H115ZM153 208H154V207H153ZM160 208H158V209L160 210ZM168 208H170V207H168ZM175 208H176V210H177V207H175ZM196 208H197V207H196ZM199 208H200V207H199ZM203 208H204V207H203ZM44 209H45V208H44ZM58 209H59V208H58ZM100 209H104V208L101 207ZM105 209H106V208H105ZM117 209H118L117 211H119L120 208H117ZM123 209H124V208H123ZM123 209H121V210H123ZM136 209H137V208H136ZM192 209H193V208H192ZM204 209H205V208H204ZM13 210H14V209H13ZM56 210H57V209H56ZM81 210H82V209H81ZM90 210H91V209H90ZM93 210H94V209H93ZM115 210H116V209H115ZM146 210H148V209H146ZM149 210H148V211H149ZM155 210H157V208H155ZM162 210H163V208H162ZM166 210H167V209H166ZM173 210H174V209H173ZM180 210H181V209H180ZM188 210H189V209H188ZM201 210H202V209H201ZM206 210H207V209H206ZM34 211H35V210H34ZM41 211H42V210H41ZM41 211H39V212H41ZM76 211H77V210H76ZM76 211H75V212H76ZM84 211H85V210H84ZM101 211H102V210H101ZM107 211H109V208H108ZM123 211H124V210H123ZM138 211H139V210H138ZM148 211H147V212H148ZM151 211H153V210H151ZM164 211H165V210H164ZM164 211H163V212H164ZM167 211H169V210H167ZM196 211H197V209H196ZM202 211H203V210H202ZM202 211H198V212L202 213ZM56 212H57V211H56ZM71 212H72V211H71ZM75 212H73V213L75 214ZM80 212H81V211H80ZM86 212H87V211H86ZM95 212H96V211H95ZM124 212H125V211H124ZM126 212H127V211H126ZM133 212H134V211H133ZM139 212H140V211H139ZM139 212H138V213H139ZM144 212H145V211H144ZM147 212H146V214H148ZM149 212H150V211H149ZM154 212H155V211H154ZM154 212H153V213H154ZM177 212H179V207H178V211H177ZM68 213H70V212H68ZM83 213H84V212H83ZM96 213H101V215H103L102 212H99V210H98V212H96ZM96 213H93V214H96ZM103 213L105 214L104 210H103ZM107 213H108V212H107ZM142 213H143V212H142ZM150 213H151V212H150ZM161 213H162V211H161ZM174 213H175V212H173V214H174ZM194 213H195V211H194ZM194 213H192V214H194ZM56 214H57V213H56ZM71 214H72V213H71ZM74 214H73V215H74ZM77 214H78V212H77ZM81 214H82V213H81ZM84 214H85V213H84ZM112 214L115 215L114 213H112ZM112 214L110 213V214L108 215V218H109V219L112 218V217H109V216L112 215ZM122 214H123V213H122ZM159 214H160V212H159ZM170 214H172V213H170ZM203 214H204V212H203ZM28 215H29V214H28ZM96 215H97V214H96ZM99 215H100V214H99ZM113 215H112V216H113ZM125 215H126V214H125ZM129 215H130V214H129ZM150 215H152V213H151ZM154 215H155V214H154ZM156 215H157V214H156ZM156 215H155V216H156ZM175 215L177 216V213H175ZM197 215H198V214H197ZM38 216H39V215H38ZM43 216H44V215H43ZM76 216H77V215H76ZM81 216H82V215H81ZM91 216H92V215H91ZM103 216H104V215H103ZM136 216H137V215H136ZM142 216H144V215H142ZM176 216H174V217H176ZM199 216H200V215H198V217H199ZM27 217H28V216H27ZM27 217H26V219H27ZM55 217H56V216H55ZM63 217H64V216H63ZM77 217H78V216H77ZM77 217H76L75 219H77ZM79 217H80V215H79ZM79 217H78V218H79ZM87 217H88V216H87ZM89 217H90V216H89ZM98 217H99V216L97 215V218H98ZM100 217H101V216H100ZM100 217H99L98 220H101ZM138 217H139V215H138ZM166 217H167V216H166L165 214H163V215L161 216V218H160V221H162V220L165 219ZM193 217H194V215H192V218H193ZM29 218H30V216H29ZM42 218H43V217H42ZM42 218H41V220H42ZM44 218H45V217H44ZM92 218H94V216H93ZM92 218L90 217V219H92ZM104 218H106V216H105ZM108 218H107L106 220H105V219H103V220H104V221H108ZM113 218H115V217L113 216ZM119 218H121V217L119 216ZM124 218H125V216H124ZM141 218H142V217H141ZM141 218H140V219H141ZM200 218H201V217H200ZM80 219H81V218H80ZM86 219H88V218H86ZM86 219H85V221H86ZM116 219H117V222H118V218H116ZM121 219H122V218H121ZM143 219H144V218H143ZM146 219H147V217H146ZM161 219H162V220H161ZM184 219H185V218H184ZM29 220H30V219H29ZM37 220H38V219H37ZM44 220H45V219H44ZM82 220H83V219H82ZM92 220H93V219H92ZM92 220H90L89 222H91ZM95 220H96V219H95ZM98 220H96V221H98ZM103 220H101V221H99V222L101 223ZM114 220H115V219H114ZM153 220H154V218H153ZM30 221H31V220H30ZM33 221H34V220H33ZM39 221H40V220H39ZM78 221L80 222L79 219L77 220V222H78ZM85 221H84V224L86 225L87 221H86V223H85ZM122 221H123V220H122ZM151 221H152V220H151ZM166 221H168V220H166ZM183 221H185V220H183ZM25 222L27 223L26 220H25ZM59 222H60V221H59ZM75 222H76V221H75ZM77 222H76V223H77ZM79 222H78V224L80 225ZM92 222H93V221H92ZM94 222H95V221H94ZM94 222H93V223H94ZM108 222H109V221H108ZM108 222H107V223H108ZM114 222L117 223L116 221H114ZM114 222L111 221L110 223L113 224ZM119 222L121 223L120 219H119ZM123 222H124V221H123ZM126 222H127V221H126ZM136 222H138V221L136 220ZM194 222H195V221H194ZM45 223H46V222H45ZM76 223H75L74 227L76 226ZM93 223H90V225L93 224ZM97 223H98V222H96V224H97ZM100 223H98L97 225H100ZM102 223H103V222H102ZM115 223H114V224H115ZM120 223H119V225H120ZM149 223H150V222H149ZM196 223H197V222H196ZM27 224H29V223H27ZM34 224H35V223H34ZM73 224H74V223H73ZM94 224H95V223H94ZM94 224H93V226H94ZM96 224H95V225H96ZM104 224L107 225L106 222H104ZM121 224H123V223H121ZM138 224H139V223H138ZM140 224H141V223H140ZM183 224H184V222H183ZM46 225H47V224H46ZM79 225H78V226H79ZM82 225H83V223H82ZM85 225H83V226H84V228L87 229V227H85ZM87 225L90 226L89 224H87ZM115 225H116V224H115ZM119 225H117V226H119ZM62 226H63V225H62ZM100 226H101V225H100ZM103 226H104V225H103ZM110 226H111V224H110ZM112 226L114 227V225H112ZM112 226H111V227H112ZM56 227H57V226H56ZM80 227H82V226L80 225ZM91 227H92V226H91ZM108 227H109V226H108ZM113 227H112V230H113ZM115 227H116V226H115ZM28 228H29V226H28ZM28 228H27V232H28V230H29V232H28V233L26 232V233H27L26 237L28 236L29 239H34V240H37V239H38V244H39V241H40V242L42 243V245H43V243H44L43 241H44V240L47 239L46 241L50 240V241L53 242L54 239H55V237L53 238L54 235H52V233H51V234L49 233V234L52 235L51 237L53 238V240H51L50 237H48V238H50V239H48V238H47V235H45V234H47V233H46V230H45V232H44V231L42 232L41 230H34V229H28ZM35 228H36V227H35ZM57 228H58V227H57ZM57 228H56V229H57ZM60 228H61V227H60ZM64 228H65V227H64ZM72 228H73V227H72ZM92 228H93V227H92ZM92 228H91V229L89 228L90 231H92V230L95 229V230H97V232H98V227H97V228L94 227V229H92ZM104 228H105V227H104ZM104 228H103V229H104ZM118 228H119V227H118ZM141 228H142V227H141ZM39 229H41V228H39ZM42 229H43V228H42ZM73 229H74V230H73ZM73 229H72V230L75 231V228H73ZM76 229L79 230V228H76ZM99 229H100V227H99ZM106 229H108V228H106ZM158 229H160V231H161L160 235L162 234V232H165V233H166V231H165L166 229L164 228V226H163L162 223L159 224V228H158ZM77 230H76V231H77ZM95 230H94V231H95ZM100 230H102V228H101ZM108 230H110V229H108ZM115 230H116V229H115ZM50 231L53 232V230H50ZM54 231H55V230H54ZM57 231H59V229H57ZM67 231H69V230H67ZM67 231H65V232H67ZM73 231H72V232H73ZM76 231H75V232H76ZM79 231H80V230H79ZM79 231H77V233H79ZM81 231H82V229H81ZM90 231H87V234H88V235H89L88 232H90ZM113 231H114V230H113ZM113 231H112V233H113ZM75 232H74V234H75ZM95 232H96V231H95ZM95 232H94V233H95ZM101 232H103V231H101ZM106 232H107V230H106ZM106 232H105V233H106ZM57 233H58V232H57ZM57 233H56V234H57ZM63 233H64V231L62 232V234H63ZM68 233H69V232H68ZM68 233H67V234H68ZM77 233H76V234H77ZM80 233H81V232H80ZM105 233H104V234L102 233V235L105 236ZM109 233H111V231H110ZM115 233H116V232H115ZM115 233H114V234H115ZM145 233H146V232H145ZM258 233H259L258 236H256L257 238H255L254 240H252V241H253V242H252V246H257V244L264 243V224L260 227ZM53 234H54V233H53ZM76 234H75V235H76ZM82 234L85 236V234H84L83 231H82ZM87 234H86V235H87ZM106 234H108V233H106ZM114 234H113V235H114ZM118 234H119V233H118ZM118 234H117V235H118ZM154 234H155V233H154ZM156 234H157V233H156ZM60 235H61V232H60ZM69 235L71 236V231H70V234H69ZM78 235L80 236V234H78ZM90 235H92V233H91ZM96 235H98V233H97ZM96 235L93 234V236H95L93 239L96 238V239L99 240V238L102 236V235H98L99 238H97ZM109 235L111 236L112 234H109ZM117 235H114V236H117ZM151 235H153V234L151 233ZM55 236H56V235H55ZM58 236H59V235H58ZM70 236H69L68 238H70ZM93 236H91V238H90L91 241H93V240H92V237H93ZM106 236H107V235H106ZM106 236H105V237H106ZM114 236H113V237H114ZM60 237H62V235H61ZM60 237H59V239H60ZM63 237L66 238L65 235H64ZM63 237H62V238H63ZM77 237H78V236H76V239H77ZM82 237H83V236H82ZM86 237H88V236H86ZM120 237H121V236H120ZM157 237H159V235H155V236H154L155 239H156ZM45 238H46V239H45ZM57 238H58V237H57ZM62 238H61V239H62ZM78 238L80 239V240H78L79 242L82 241V239H81L80 237H78ZM84 238H85V237H84ZM84 238H83V239H84ZM102 238H104V237L102 236ZM107 238H108V237H106V239H107ZM110 238H111V237H109V239H110ZM116 238H117V237H116ZM154 238H153V239H154ZM59 239H56V241H58ZM70 239H72V238H70ZM74 239H75V238H74ZM104 239H105V238H104ZM106 239H105V240H106ZM109 239H108V240H109ZM112 239H114V238H112ZM112 239H111V240H112ZM117 239H118V238H117ZM120 239H121V238H120ZM157 239H158V238H157ZM159 239H160V238H159ZM63 240H64V239H63ZM65 240H66V239H65ZM68 240H69V239H68ZM72 240H73V239H72ZM86 240H87V239L85 238V240H83V241H86ZM88 240H89V238H88ZM100 240H101V239H100ZM111 240H110V241H111ZM129 240H130V239H129ZM56 241H55V242H56ZM59 241H60V240H59ZM59 241H58V242H59ZM61 241H62V240H61ZM74 241H75V240H74ZM91 241H89V243H90ZM94 241H95V240H94ZM94 241H93L91 244H93ZM115 241H116V240H115ZM115 241H114V243H111L112 247H114V244L116 245L117 242H115ZM151 241H152V239L147 238V240H146V244H148V247H149V245L151 246V244H149V242H151ZM66 242H67V241H66ZM66 242H65V243H66ZM68 242H70V241H68ZM96 242H98V241H96ZM100 242H101V244H102V242H105V241L102 240V241H100ZM111 242H112V241H111ZM158 242H159V240H158ZM46 243H49V242H46ZM46 243H45V244H46ZM60 243H63V242H60ZM65 243H64V244H65ZM71 243H72V242H71ZM74 243H75V242H74ZM87 243H88V242H87ZM89 243H88V244H89ZM109 243H110V242H107V240H106V244L108 245ZM26 244H27V242H26ZM45 244H44V245H45ZM57 244H59V243H57ZM57 244H56V245H57ZM67 244H69V243H67ZM82 244H83V243H82ZM82 244H81V242H80V245H82ZM85 244H86V242H85ZM91 244H90V245H91ZM94 244H95V243H94ZM94 244H93V246H94ZM99 244H100V243H99ZM103 244H104V243H103ZM103 244H102L101 246H104V245H105V244H104V245H103ZM119 244H120V243H119ZM152 244H153V241H152ZM32 245H33V244H32ZM48 245H50V244H47V247H49ZM53 245H54V242H53ZM60 245H61V244H60ZM65 245H66V244H65ZM95 245H96V244H95ZM109 245H110V244H109ZM117 245H118V244H117ZM125 245H126V244H125ZM29 246L31 247V245H29ZM45 246H46V245H45ZM62 246H63V245H61V246H58V245H57V248H58V247H61V249H62V248H63ZM77 246H79V245L77 244ZM82 246H83V245H82ZM82 246H80V247H82ZM96 246H99V245H96ZM154 246H155V242H154ZM22 247L25 248V246H23V245H22ZM26 247H27V246H26ZM51 247H52V245L50 246V248H51ZM53 247H55V246H53ZM53 247H52V248H53ZM65 247H68V245H66ZM65 247H64V248H65ZM75 247H76V246H75ZM83 247H84V246H83ZM85 247H86V245H85ZM104 247H106V246H104ZM27 248H28V247H27ZM40 248H42V247H40ZM44 248H46V247H44ZM70 248H71V247H70ZM70 248H69V249H70ZM86 248H89V247H86ZM98 248H99V247H98ZM102 248H103V247H102ZM109 248H111V246H110ZM33 249H34V248H33ZM46 249H47V248H46ZM53 249H54V248H53ZM58 249H60V248H58ZM65 249H66V248H65ZM69 249H68V250H69ZM77 249H80V248H76V250H77ZM90 249H93V248H91V246H90ZM90 249H88V250H89V254H90V252L92 251V250L90 251ZM133 249H134V248H133ZM148 249H150V248H148ZM148 249H147V250H148ZM55 250H57V249L55 248ZM62 250H63V249H62ZM72 250H73V252L76 251L74 248H73ZM74 250H75V251H74ZM83 250H86V252L88 251L87 249H83ZM95 250H98V249L96 248ZM95 250H93V252H95ZM103 250H104V249H103ZM106 250H107V248H106ZM152 250H153V249H151V251H152ZM39 251H40V250H39ZM53 251H54V250H53ZM58 251H59V250H58ZM77 251H78V250H77ZM77 251H76V254H78ZM100 251H102V250H100ZM108 251H109V250H107V252H108ZM113 251H114V250H113ZM148 251H149V250H148ZM12 252H13V251H12ZM12 252H11V253H12ZM45 252H47V250H45ZM54 252H55V251H54ZM59 252H60V251H59ZM59 252H58V255L62 256V255L60 254L61 252H60V253H59ZM64 252L66 253V250H65ZM64 252L62 251V253H64ZM71 252H72V251H71ZM71 252H70V253H71ZM93 252H91V255H92L94 258H95V256H97V258H98V254H97V253H98L99 251H96V254H97V255H95ZM107 252L105 253V251H104V253H105L104 256L108 255ZM109 252H110V251H109ZM29 253H30V252L27 250V253L25 254L26 256H23L24 259L26 260V262H29V260L31 259V257L34 256V255L30 256ZM36 253H37V252H36ZM43 253H44V252H43ZM65 253H64V255H63L62 257H65ZM70 253H67V254H70ZM79 253H81V252H79ZM92 253H93V254H92ZM101 253H102V252H101ZM101 253L99 252V254H101ZM110 253H112V252H110ZM140 253H141V251H140ZM7 254H8V253H7ZM23 254H24V253H23ZM87 254H88V253L83 254V255L86 256ZM89 254H88V255H89ZM146 254H147V253H146ZM19 255H20V254H19ZM44 255H46V253L43 254V257H44ZM74 255H75V253H74ZM88 255H87V256H88ZM101 255H102V254H101ZM111 255H112V257H113L114 254H111ZM139 255H141V254H139ZM149 255H150V254H149ZM14 256H15V255H14ZM50 256H51V255H50ZM60 256H58V257H56V258L58 259ZM66 256H67V255H66ZM85 256H83V257L86 258L87 256H86V257H85ZM99 256H100V255H99ZM108 256H109V255H108ZM114 256H115V255H114ZM37 257H38V256H36L35 258H37ZM47 257H48V256H47ZM74 257H75V256H74ZM89 257H90V256H89ZM89 257H87V258H89ZM100 257H103V255L100 256ZM100 257H99V258H100ZM109 257H110V256H109ZM112 257H111V258H112ZM115 257H116V256H115ZM131 257H132V256H131ZM141 257H142V255H141ZM50 258H51V257H50ZM50 258H49V259H50ZM53 258H54V257H53ZM94 258L92 259V258L90 257V261L92 260L93 263H95L96 260H97V258H96V260H95ZM99 258H98V259H99ZM107 258H108V257H107ZM107 258H102V259H100V261L97 260V263H98V261H99L100 264H103L105 261L102 263L101 260H103V259L106 260ZM111 258H110V259H111ZM139 258H140V256H139ZM44 259L47 261L46 256H45ZM57 259H56V260H57ZM61 259H62V258H61ZM74 259H75V258H74ZM82 259H83V258H82ZM137 259H138V258H137ZM53 260H55V259H53ZM53 260L51 261V259H50V261H51L50 263H52ZM56 260H55V261H56ZM59 260H60V259H58L56 262L54 261L53 263H54V264H55V263H56V264H59V263H57ZM83 260H84V259H83ZM83 260H81V262H82ZM86 260H87V259H86ZM86 260H84V262H85ZM93 260H94V261H93ZM107 260H108V259H107ZM107 260H106V261H107ZM111 260H112V259H111ZM64 261H66V260H64ZM76 261H77V260H76ZM90 261H89V263H90V264H93V263H91ZM108 261H109V260H108ZM108 261L105 262V263H106V264H111V263H110L111 261H110L109 263H108ZM43 262H44V261H43ZM47 262H49V261H47ZM47 262H46V263H47ZM68 262H69V261H68ZM79 262H80V260H79ZM84 262H83V263H84ZM86 262H87V264H88V261H86ZM112 262H113V260H112ZM146 262H147V260H146ZM63 263H64V262H63ZM75 263H77V262H75ZM83 263H82V264H83ZM97 263H96V264H97ZM105 263H104V264H105ZM144 263H145V261H144ZM147 263H148V262H147ZM147 263H145V264H147ZM44 264H45V262H44ZM61 264H62V263H61ZM71 264H72V263H71ZM98 264H99V263H98ZM139 264H140V263H139ZM148 264H149V263H148Z\"/></svg>",
    "mask_w": 264,
    "mask_h": 264
}]
</instances>
